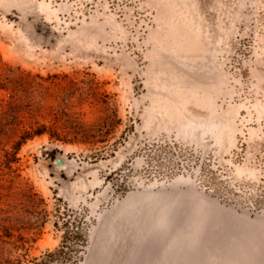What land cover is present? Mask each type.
<instances>
[{"label": "rangeland", "instance_id": "1", "mask_svg": "<svg viewBox=\"0 0 264 264\" xmlns=\"http://www.w3.org/2000/svg\"><path fill=\"white\" fill-rule=\"evenodd\" d=\"M4 227L13 259L80 229L79 264H264V0H0Z\"/></svg>", "mask_w": 264, "mask_h": 264}, {"label": "trees", "instance_id": "2", "mask_svg": "<svg viewBox=\"0 0 264 264\" xmlns=\"http://www.w3.org/2000/svg\"><path fill=\"white\" fill-rule=\"evenodd\" d=\"M38 132L36 135H42ZM25 136L23 139H27ZM70 222H66L68 227ZM13 233L9 228L4 227V234L0 233V241L3 244H13L5 239H13ZM87 243L86 233L80 229L77 231H68L62 246L55 252H48L42 259H27L25 256L13 259V257H4L0 255V264H79L82 260L81 253Z\"/></svg>", "mask_w": 264, "mask_h": 264}, {"label": "water", "instance_id": "3", "mask_svg": "<svg viewBox=\"0 0 264 264\" xmlns=\"http://www.w3.org/2000/svg\"><path fill=\"white\" fill-rule=\"evenodd\" d=\"M57 164H58L59 166H63V165H64V161H63L62 159H58V160H57Z\"/></svg>", "mask_w": 264, "mask_h": 264}]
</instances>
